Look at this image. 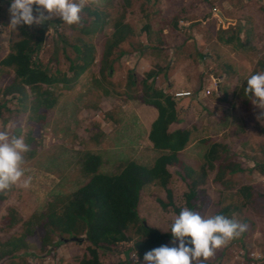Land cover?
Wrapping results in <instances>:
<instances>
[{"label":"rangeland","instance_id":"374dc122","mask_svg":"<svg viewBox=\"0 0 264 264\" xmlns=\"http://www.w3.org/2000/svg\"><path fill=\"white\" fill-rule=\"evenodd\" d=\"M130 6L124 8L123 0H90L81 13L82 26L65 23L58 30L47 28L38 56L43 67L71 74L70 61L77 58L75 47L83 45L94 49V61L75 83L59 85L62 89L58 93H62L54 108L45 113L41 130L30 127L27 113H7L0 118V130L10 134L19 125L24 138L28 126L31 135L35 132L37 136V155L28 159L24 154V179L31 177L30 186L13 185L0 192L7 197L0 201V264L10 261L3 245L11 236L26 246L13 251L14 264L24 260L28 264H74V257L82 255L84 245L63 243L56 235L45 241L49 234L34 231L38 229L36 220L30 229L28 222L33 215L40 216L54 196L67 195L85 183L87 176L81 170L84 150H94L101 156L100 170L108 175L118 173L130 161L148 167L153 164L159 152L147 137L151 107L132 99L141 93V79L147 72L154 74L148 84L176 102L178 119L171 130L188 129L191 133L190 143L178 154L183 171L189 168L190 173L169 167L175 206L183 207L186 182L201 180L204 155L213 143L226 146L228 156L245 169L229 179L235 188L230 193L245 185H256V190L264 193V176L254 169L256 163L264 162V134H259L264 121L256 118L262 110L254 104L256 111L251 109L254 115L246 125L237 102L242 86L261 59L264 64V0H130ZM9 7L10 0H0V61L18 35V30L8 26ZM144 25H149V33ZM124 26L129 35L110 48L101 61L112 33L120 38ZM221 38L230 43L225 44ZM128 71L136 76L135 85L128 81ZM13 78L12 70L0 65V91ZM7 100L10 111L18 107L11 96ZM94 127L103 132L98 141L91 140ZM186 174L191 179L184 181ZM212 177L213 173H208L200 186L211 199L221 192ZM256 200L264 206L263 194ZM159 201L167 203L164 190L145 185L138 211L147 224L166 232L178 215L171 206L162 208ZM233 202L240 206L239 200ZM258 204V212L238 208L230 216L246 223L247 231L204 262L264 264V208H258ZM8 206L16 208L20 219L10 230L1 225ZM215 210L210 208L207 215ZM123 257L101 253L104 264Z\"/></svg>","mask_w":264,"mask_h":264},{"label":"trees","instance_id":"16d2710c","mask_svg":"<svg viewBox=\"0 0 264 264\" xmlns=\"http://www.w3.org/2000/svg\"><path fill=\"white\" fill-rule=\"evenodd\" d=\"M123 3L124 8L131 7L130 0H123ZM178 18L179 15L175 20ZM63 24L65 23L58 18L39 26H18L17 38L12 42L7 56L0 61V65L10 68L14 76L12 82L0 91V118L4 119L3 115L7 113H15V115L27 113L30 127L33 130L34 128L41 130L45 113L54 108L59 100V94L62 92L58 93V91L62 87L75 83L77 77L83 74L94 61L92 56L94 49L83 45L75 47L77 58L70 61L71 74L61 70L53 72L42 66L38 56L43 47L47 28L52 27L58 30ZM125 29L120 38L116 37V32L112 33L109 46L105 47L107 51L104 52L101 61L107 57L110 48L117 47L126 39L129 32L126 27ZM143 29L149 33V25H144ZM222 41L225 44L230 43L229 39L224 38ZM77 61L78 63L75 64L74 62ZM262 71H264L263 59L259 61L251 75ZM152 79H154L153 72H147L141 79V93L131 98L157 111V117L148 131V140L152 148L159 152L153 164L148 167L136 161H130L118 173L108 175L100 170L101 156L94 150L86 149L81 156V170L87 176L85 183L67 195L54 196L47 203L44 211L39 214L40 216L33 215L28 222L30 229V225L36 220L35 224L38 229L34 231L42 230L45 234H49L45 241L50 235H56L63 243L64 240L73 241L72 239L76 238L77 240L73 241L75 244L84 245L82 255L74 257V264H104L101 258V253L104 252L124 256L122 260L118 259L107 264H142L147 251L162 245L173 246L171 227L168 231L161 232L140 218L139 200L141 190L145 185L153 184L162 188L166 194L167 203L159 201L160 206L162 208L173 207L177 215L185 207L199 212L202 216H208V210L215 207L216 210L211 215L223 214L229 218L234 216L238 208L259 211L256 208L258 204L256 199L264 193L260 194L256 190V185L252 187L245 185L236 189L235 193L229 192L235 189L229 179L231 180L232 176L242 173L245 169L238 161L228 156L226 146L218 143L211 144L204 155L202 177L199 182L194 181L187 174V177H182L184 181L187 178L191 179V182H186L187 191L183 194V207L175 206L170 186L172 175L169 167H180L183 171L184 167L179 164L178 154L190 143L191 133L188 129L171 130V126L178 119L176 102L170 95L155 89L153 84H148V81ZM135 80L134 73L128 71V81L135 85ZM59 85L62 87L59 88ZM246 87L247 82L242 86L237 102L238 107L245 114L244 123L248 125L256 107L253 104L254 98L245 92ZM9 96L18 105L12 111L7 106ZM29 97L30 100L27 102ZM24 102L28 103L27 109ZM253 107L254 113L251 114ZM3 123L5 124L4 121ZM26 128L25 143L33 147H30V151L24 154L31 159L37 155V143L35 142L37 136L35 132L32 136L28 126ZM12 130L14 132L9 135L19 137L23 128L17 125ZM93 130L95 132L91 140L98 141L103 132L97 127ZM259 134H264V127L260 129ZM254 169L264 176V162L256 163ZM190 171L188 168L183 172L189 174ZM208 173H213V182L220 186L221 191L212 199L206 194L207 190L200 187ZM6 199V195L0 193V201ZM235 199L239 200L240 206H234ZM227 201H230L229 204H225ZM258 208L263 209L264 206L258 204ZM18 223L20 219L16 208L8 206L5 215L1 218L2 227L10 230ZM126 244L128 246H125ZM3 246L7 255H10L8 264H14L12 262L15 259L13 251L26 248L15 236H11ZM5 255L3 254V257ZM132 256L135 258L133 261ZM19 264L28 263L24 260ZM204 264L208 263L204 262Z\"/></svg>","mask_w":264,"mask_h":264},{"label":"clouds","instance_id":"9594fccd","mask_svg":"<svg viewBox=\"0 0 264 264\" xmlns=\"http://www.w3.org/2000/svg\"><path fill=\"white\" fill-rule=\"evenodd\" d=\"M89 3L90 0H10L8 26L17 31L18 26H39L54 17H59L68 25L82 26L81 13ZM245 92L262 110L257 114V120L264 121V71L247 78ZM28 151L30 147L23 136H10L8 131L0 130V192L13 185L30 186L31 177L24 179L23 167L24 153ZM247 229L246 223L235 218L223 214L202 216L185 207L171 225L173 246L162 245L151 249L143 259L146 264H204V261L214 257L217 249L239 238Z\"/></svg>","mask_w":264,"mask_h":264},{"label":"crops","instance_id":"0c3cea01","mask_svg":"<svg viewBox=\"0 0 264 264\" xmlns=\"http://www.w3.org/2000/svg\"><path fill=\"white\" fill-rule=\"evenodd\" d=\"M174 77H176V72L174 73L173 79H174ZM156 117H157V111L154 108L151 107V110L149 111V118H150L151 123L155 120ZM151 123H150V125H151ZM150 125H149V127H150ZM149 127L146 128L147 131H149ZM147 137H148V132H147Z\"/></svg>","mask_w":264,"mask_h":264},{"label":"water","instance_id":"95a60500","mask_svg":"<svg viewBox=\"0 0 264 264\" xmlns=\"http://www.w3.org/2000/svg\"><path fill=\"white\" fill-rule=\"evenodd\" d=\"M73 241H76L77 239L75 238V239H72ZM68 241H70V240H64V243H67Z\"/></svg>","mask_w":264,"mask_h":264}]
</instances>
